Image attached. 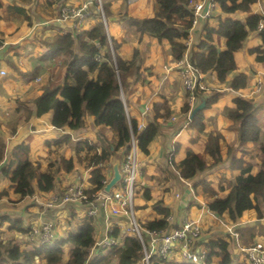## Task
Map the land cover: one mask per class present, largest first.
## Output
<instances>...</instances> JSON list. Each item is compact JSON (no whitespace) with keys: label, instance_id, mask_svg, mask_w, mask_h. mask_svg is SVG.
Masks as SVG:
<instances>
[{"label":"trees","instance_id":"1","mask_svg":"<svg viewBox=\"0 0 264 264\" xmlns=\"http://www.w3.org/2000/svg\"><path fill=\"white\" fill-rule=\"evenodd\" d=\"M257 0H218V6L222 13L235 15L248 13ZM52 5V0H47ZM188 0H154V13L152 18L137 19L127 15L126 10L119 14V19L125 21L128 26L134 27L140 36H148L159 43H165L170 48L174 61L181 60L185 46L182 40L187 36L190 27L191 13L187 8ZM97 6V1L92 3ZM101 8L104 18L109 14L108 5L101 0ZM7 15H19L30 22L26 11L19 6L4 5L0 0V19ZM261 17L250 15L244 21L233 17L219 20L215 27L205 28L203 37L194 42L189 50V61L198 74L212 73L219 83H224L227 77L235 71L236 64L234 54L238 52L249 33L256 31V25ZM102 19L88 30L79 31L76 35L71 33L44 36L37 39V43L43 47L40 62L50 67L48 74L35 82V78L44 72V67L34 66L27 73H21L8 61L9 68L24 79L33 83V88L40 94L32 100L33 108L27 110L17 107L11 111L16 117L22 116L27 121L30 116L42 117L50 114V124L56 129L67 128L69 131L78 130L83 118H93L95 126H99L95 143L83 140L72 143L70 135H63L47 143L49 154L59 149L72 146L76 157L81 153L91 155V164L94 167L88 178L89 188L85 191L92 196L102 188L104 175L98 167L100 163L110 162L115 154L128 147L131 136L137 140L138 150L148 155L149 145L159 132V119H168L171 115L170 107L166 101L152 105V116L146 127L138 130V123L134 119H128L125 106L119 99L124 84L122 72L133 65L136 51L131 61H124L117 55L120 45L110 38ZM225 39V49L220 51L215 45V39ZM263 48H252L250 53L257 54V61H264V33L259 34ZM99 43V48L95 46ZM99 57V61L96 58ZM59 63V64H58ZM52 67V68H51ZM247 84V76L236 75L229 83L233 91L243 89ZM196 96L205 98L206 108L212 106L216 97L205 95L206 90H196ZM233 106L225 110V116L237 125L239 147L245 149L251 143L257 150L258 171L253 174L252 164L243 158L232 157L228 170L237 171L239 178L236 182H226L225 186L213 187L207 182H200L202 193L213 198L220 192L228 189L226 196L214 198L207 204V210L228 221L237 222L244 212H251L258 220L264 218V113L263 109L255 106L253 102L237 97L232 101ZM183 113L187 115L188 105L183 106ZM13 117L10 120L12 131L18 124ZM23 120V119H22ZM189 126L197 132L204 131L202 111L198 112ZM103 129H109L114 133L115 142L105 145ZM220 134H210L204 143L202 156L188 151L186 158L180 167L179 175L183 180L190 181L204 171L218 165L222 159L220 155ZM99 150V151H98ZM5 153V145L0 139V161ZM30 148L25 144H18L11 153V161L0 170L1 176L8 180L13 193L20 199L32 196L35 192L47 194L55 189L56 170L41 173V164L29 160ZM61 159L60 168L65 172L73 170L71 159ZM53 165H49L52 168ZM8 196L6 189L0 190V201ZM144 198L150 200L148 191H144ZM160 202L155 203V210L161 218L146 221L143 227L148 231H160L166 228L165 219L169 216V210L161 208ZM2 222L5 221L3 218ZM11 229L17 232H28L18 224H12ZM114 239H119V244L111 248L102 249L106 253L97 261H91L90 252L95 245L94 226L91 219L86 217L77 226L74 233H69L63 240L54 242L50 246L33 245L30 249H22L12 241H0V264H36L37 260L45 264H143V248L139 240L134 236H128L118 229L109 234ZM264 236V228L249 227L238 231V244L241 247L252 245L258 237ZM208 257L205 264H212L214 258L216 264H236L234 255L230 250V244L222 238L208 241L205 244ZM101 249V248H100ZM99 250L96 251L98 254ZM149 264H183L175 260L162 261L157 255H153ZM240 264H246L244 262Z\"/></svg>","mask_w":264,"mask_h":264},{"label":"crops","instance_id":"2","mask_svg":"<svg viewBox=\"0 0 264 264\" xmlns=\"http://www.w3.org/2000/svg\"><path fill=\"white\" fill-rule=\"evenodd\" d=\"M1 1L4 5L22 7L26 13L32 8L31 11L34 14L33 8H35L34 10H37L38 14L43 17L39 21L41 26L55 25L54 29L37 36L36 40L44 36L70 33L71 28L68 27V24L72 22V19L60 20V16L55 12L54 4L56 0L50 6L47 0ZM84 1L61 0L60 5L68 4L74 8ZM102 1L108 5L110 14L105 18L108 31L106 32L110 38L120 45L117 52L118 56L129 62L133 58L134 51H136L133 65L122 72L121 76L124 87L121 90L119 99L125 106L127 118L136 120L142 131L151 120L152 105L154 103L166 101L171 111L168 119H159V132L149 145L148 155L138 152L141 175L138 179L139 188L134 203L137 208L138 221L143 225L146 221L161 218V215L154 208L157 202H160L159 206L161 208L169 210V221H167L166 229L168 232L178 228L183 220L187 218L198 221L202 235L191 245L192 249L197 247L206 248L205 244L208 241L217 238L229 241V236L227 239H225V236L228 235V231L231 229L238 234V231L243 228L259 227L261 225L264 227V218L258 220L256 215L251 212H244L241 218L234 223L209 212L207 210L208 202L214 198L226 196L229 190L225 189L217 196L209 198L202 193L200 187L201 181L207 182L213 187L225 186L227 181L236 182L239 173L228 170L229 161L232 157L243 158L246 162L252 164L253 174L258 171L256 148L251 143H248L245 149L239 147L237 125L225 116V110L233 106L232 101L237 97L251 101L255 106L264 110V61H257V54L248 51L256 47L263 48L259 33L256 31L249 33L243 47L234 54L236 69L227 77L224 83H219L210 72L201 76L200 81L206 88L205 95L216 97V101L211 107L202 111L204 131L199 133L189 126V121L186 124L187 115L183 113L186 94L182 88L175 61L171 57L170 48L167 44L159 43L152 37L140 36L134 27L128 26L125 21L119 19V14L124 10H126L128 16L133 18H152L154 0ZM250 15L264 16V0H257L248 13H237L233 16L222 13L218 7L207 24H203L195 30L194 42L197 43L203 37L205 28L215 27L219 20L233 17L244 21ZM52 16L54 17L51 18ZM22 19L24 18L19 15H7L0 19V25L3 26V28H0V71L5 72V75L0 76V139L3 140L5 145L4 157L0 161V170L12 160L11 153L14 148L18 144H25L30 148L29 160L41 164V173L52 172V170L57 171L55 189L52 192L47 194L35 192L32 196L24 199H20L18 195L13 193L8 180L4 179L0 173V190L6 189L8 191V196L0 201V241L3 243L12 241L18 244L20 248L28 250L32 246L26 239V235L30 230L25 233L17 232L15 229L10 228L12 224H18L23 229H31V227L38 228L48 223L54 228L55 239L53 242H57L63 240L69 233L76 231L77 226L86 217L85 213L88 207L84 203L77 202L50 208L43 207L42 203L50 201L56 195L58 196L70 185L81 181L85 187L89 188L88 178L90 171L94 168L90 162L85 161V158H87L86 153H81L78 159L73 147L66 146L55 153L49 154L47 143L59 139L63 135H70L73 145L75 142L83 140L95 143L100 127L94 125L93 118L90 116L83 118L82 125L78 130L69 131L67 128H54L50 124V114L42 117L32 115L27 121L22 116L16 115L15 117L12 115L11 111L17 107L23 108L25 106L27 110H30L33 105L31 103L28 107L26 104L20 103L21 105H19L15 102L14 93L11 94L13 89L10 88L12 79L6 77L7 70H11L8 61L12 62L19 72L27 73L34 66L40 65V55L44 51L37 41L31 40V38H34L33 36L20 35L26 30L24 23L18 22ZM30 21H32L31 17ZM45 22L48 23L44 24ZM98 22L99 14L96 15L94 7L90 6V13L80 27L83 31L88 30ZM10 25L12 26L10 27ZM17 25L20 27V34L17 33V35L12 36L4 33V31L10 33L15 28L17 29ZM7 27H10V29ZM22 41H26L25 48H27V51L20 52L16 50L17 45ZM214 45L218 50H224L225 39L217 37ZM37 51L40 53L39 55L36 54ZM27 63H29V68L27 67V70H25ZM42 66L47 73L48 70H51L47 65L44 66L41 63ZM164 67H168L169 70L164 69ZM238 74L247 76V84L243 89L233 91L230 89L229 83ZM18 75L20 74H17V77L21 81ZM37 79L41 80V77L37 76L35 82ZM21 83L22 81L18 84L21 85ZM26 83L21 88L29 94L33 93V99L36 98L40 91L33 88L32 82L26 81ZM28 86H31L30 90H28ZM139 108L142 110H139ZM13 117L18 120L14 131H12V126L9 124ZM109 131V129H103V135L111 132ZM210 134H220L222 137L220 141L222 161L210 170L202 172L193 180H183L179 175V171L187 152L191 151L198 156H202L204 143ZM262 140L264 141L263 138ZM118 154H120L121 160L123 151ZM61 157L72 160L74 167L71 172H65L60 168ZM112 161L113 159L110 162H104L103 173L105 177H111L109 165ZM50 164L53 165L52 168H49ZM144 191L149 192L150 200L144 198ZM2 218L5 221L2 222ZM91 220L94 226L95 243L107 238V229L111 222L120 221L124 223L126 221L122 216H111L108 210L103 209H100L98 215ZM229 238L230 242L228 243L232 244L230 250L234 255L235 263L240 264L242 258L238 241L232 236ZM256 241L264 243V236L259 237ZM98 249L100 248H96L94 245L89 257L96 256ZM178 249L180 247L174 248L170 260H178ZM102 252L106 253V250ZM214 260L217 261L214 258L212 264H216Z\"/></svg>","mask_w":264,"mask_h":264},{"label":"built area","instance_id":"3","mask_svg":"<svg viewBox=\"0 0 264 264\" xmlns=\"http://www.w3.org/2000/svg\"><path fill=\"white\" fill-rule=\"evenodd\" d=\"M97 1L96 9L101 12V19L106 26L105 18L102 13L101 0ZM91 2L86 1L80 8H73L65 5L59 11L60 20L67 19L74 20V29L81 26L85 18L90 13ZM218 0H188L187 8L190 11V27L187 30V36L182 40V44L186 50L181 60L175 61V67L179 78L181 80L182 88L186 94V104L188 105V117L192 109L198 103V97L195 91L205 90V86L201 83V74L189 61V50L194 43V32L199 29L201 25L207 24L212 18L214 11L218 8ZM259 16V15H258ZM256 25V32L264 33V16H260ZM95 46L99 48V43L95 42ZM99 61V57L96 58ZM169 70V68L164 67ZM5 75L4 71H0V76ZM36 81H39L37 79ZM260 88V87H259ZM138 130L141 128L138 126ZM138 147L137 140L131 136L128 147L123 150V156L120 160L119 170L122 178L117 187L111 189L109 193L103 192L104 185L108 182L109 176L105 177L103 173L104 163H100L98 167L102 170L104 180L102 188L92 196H88L85 191L88 189L82 182L66 187L58 196L51 198L50 201L42 203L43 207L50 208L57 205H64L70 203H84L86 204V218H95L100 209L108 210L111 216L123 217L126 220L124 223L120 221L111 222L107 229V238L95 243L96 248L107 249L119 244V239L110 237V233L114 229H118L128 236H134L139 240L143 248V264H149V260L153 255H157L162 261L170 260V256L174 248L178 249L177 261L183 264H205L208 257L207 248L197 247L192 249L193 245L201 237V226L198 221L192 219L183 220L182 224L171 231L165 229L160 231H148L138 221L135 215V196L139 188L138 179L141 175V169L138 161ZM166 224L169 221L165 219ZM168 225V224H167ZM27 242L33 245H46L53 244L55 235L54 228L50 224H43L41 227H31L26 235ZM242 254V262L246 264H264V243L255 242L248 247H238Z\"/></svg>","mask_w":264,"mask_h":264},{"label":"rangeland","instance_id":"4","mask_svg":"<svg viewBox=\"0 0 264 264\" xmlns=\"http://www.w3.org/2000/svg\"><path fill=\"white\" fill-rule=\"evenodd\" d=\"M54 1L55 0H53L52 2L54 3ZM87 0H85L84 2H86ZM61 2V0H56V3L54 4V6H55V12H57L58 13V16H59V12L58 11H60L61 10V8L62 7H64L65 5H68V4H64L63 6H61L60 3ZM83 2V3H84ZM90 2H91V5L90 6H92V7H94V5L92 4L93 2H94V0H90ZM83 3H81L80 5H78L77 7H74V8H80L82 5H83ZM61 6V7H60ZM69 6V5H68ZM58 7L60 8L59 10H58ZM96 7V6H95ZM95 7H94V13H96V15L97 14H99V18H101V12L99 13L98 12V10L97 9H95ZM31 9L32 8H30L29 10H28V14L27 15H29L31 18H32V21H27V20H25V19H22V20H19L18 22H23L24 23V27H26V30L22 33V34H20V27H18V25L16 26L17 27V29L15 28L14 30H12L10 33H7L6 31H4V33H6V34H9V35H12V36H15V35H17V33H19L21 36H33L34 38H31V40H33V41H37L36 40V38H37V36H39L40 34L42 35V34H44V33H46L47 31H50V29H54V27H55V25H53V24H47V25H44V26H41L40 24H39V21H41V19H43V17L42 16H40L39 14H38V11L37 10H34L35 8H33V12H34V14L32 13V11H31ZM89 10H90V8H89ZM56 14V13H55ZM54 16H52L51 18H53ZM48 20V19H47ZM68 20V19H67ZM49 21H52V20H49ZM46 23H48V22H45L44 24H46ZM74 23V20H72V22L70 23V24H68V27L69 28H71V30H69V32L74 36V35H76L80 30H83L80 26L79 27H77L76 28V31H73L72 29H74V27H75V25L73 24ZM12 25H10V27H11ZM47 26V27H46ZM10 27H7L8 29H10ZM0 28H3V26L2 25H0ZM106 29V31H107V28H105ZM105 31V32H106ZM108 32V31H107ZM30 33V34H29ZM54 33H56V32H54ZM54 33H51V34H54ZM15 34V35H14ZM63 34V33H62ZM66 34V33H65ZM25 45H26V41H22L20 44H18L17 46V48H16V50L17 51H20V52H23V51H27V48H25ZM16 46V45H15ZM33 51V50H32ZM34 52V51H33ZM38 52V51H37ZM37 55H39L40 53L38 52V53H36ZM118 55V54H117ZM25 64H26V62H25ZM29 66V63H27V65L25 66V70H27V67ZM29 68V67H28ZM52 68V67H51ZM49 69H50V67H49ZM29 70V69H28ZM28 72V71H27ZM29 72H30V70H29ZM46 74H48L46 71H44L43 72V74L42 75H40V77H41V80L45 77V75ZM19 76V78L21 79V81H22V83H21V85L20 84H18L19 82H21L19 79H18V77H17V73H14V72H12L11 70H7V75H6V77L7 78H10L11 77V79H12V82H11V85H10V88L11 89H13V91H12V93L11 94H13L14 93V95H13V97H15V99L14 100H16L15 102L17 103V104H19V105H21V104H26V106H28L29 107V105L32 103V99H33V93L32 94H29V93H27L25 90H23L21 87L23 86V84H25L26 83V81H28V79H24V77H22L21 75H18ZM17 78V79H16ZM41 80H39L38 82L40 83L41 82ZM29 83L31 82V81H28ZM27 84V83H26ZM31 85V84H30ZM28 90H30V88H31V86H28ZM35 94V93H34ZM9 96H11V95H9ZM21 103V104H20ZM110 132V131H109ZM104 138H105V141H104V144L105 145H112V144H114V142H115V139H114V135H113V133L112 132H110V133H108V134H105L104 135ZM262 138L264 139V136H262ZM87 155V154H86ZM91 158H92V156L89 154V155H87V158H85L86 160V162L88 161V163L90 162L91 163ZM134 203H135V201H134ZM137 208H136V206H135V214H136V217H138L137 216V210H136ZM68 222V221H67ZM262 226V225H261ZM263 227V226H262ZM264 228V227H263ZM230 237V236H232L234 239H237V241H238V234H236V233H234L233 231H232V229L231 230H229L228 231V235L227 236H225V239H227V237ZM228 237V239H229V241H226V242H230V238ZM262 237V236H261ZM259 238V237H258ZM257 238V239H258ZM57 239H59V238H57ZM256 239V240H257ZM255 242H257V241H255ZM254 242V243H255ZM232 243V242H231ZM253 243V244H254ZM231 246H232V244H230V249H231ZM99 251L100 250H102V249H98ZM105 253L104 252H102V251H100L96 256H94V257H92L91 256V258L89 259V260H91V261H97L99 258H101L103 255H104ZM241 254V253H240ZM241 256V258H242V254L240 255ZM241 258H240V260H241ZM242 260H243V258H242ZM241 260V261H242ZM215 261V263H216V260H214ZM241 263V262H240ZM36 264H45V262H41V261H38L37 260V263ZM112 264H114V263H112Z\"/></svg>","mask_w":264,"mask_h":264},{"label":"water","instance_id":"5","mask_svg":"<svg viewBox=\"0 0 264 264\" xmlns=\"http://www.w3.org/2000/svg\"><path fill=\"white\" fill-rule=\"evenodd\" d=\"M205 106H206L205 99L203 97H199L197 105L190 112V115L188 117L189 121H191L198 112L203 111L205 109ZM139 110L142 109L139 108ZM119 166H120V154H115L112 163L109 165V168L111 169V177L109 178L108 182L104 185L102 189L103 192L109 193L111 189L118 186L122 178V175L119 170Z\"/></svg>","mask_w":264,"mask_h":264},{"label":"clouds","instance_id":"6","mask_svg":"<svg viewBox=\"0 0 264 264\" xmlns=\"http://www.w3.org/2000/svg\"><path fill=\"white\" fill-rule=\"evenodd\" d=\"M189 120V119H188Z\"/></svg>","mask_w":264,"mask_h":264}]
</instances>
